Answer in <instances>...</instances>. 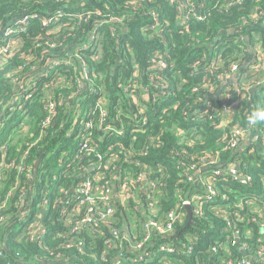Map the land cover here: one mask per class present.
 I'll list each match as a JSON object with an SVG mask.
<instances>
[{
	"label": "trees",
	"instance_id": "1",
	"mask_svg": "<svg viewBox=\"0 0 264 264\" xmlns=\"http://www.w3.org/2000/svg\"><path fill=\"white\" fill-rule=\"evenodd\" d=\"M110 17L119 20L109 22ZM182 19L188 20L185 25ZM10 28L13 32L6 35ZM18 36L20 46L0 55V206L5 204L0 211V264H116L118 257L120 264H131L130 249L143 238L144 222L171 210L180 212L183 221L176 223L172 236L164 239L155 233L153 240L172 238V264H225L230 257L236 263L247 257L249 264H264V258H255L264 248V228L251 221L264 204V157L244 160L253 178L249 183L222 175L215 180L220 195L246 201L243 220H236L243 233L251 230L241 236L246 251L231 244L221 230L225 218L207 201L184 228L188 208L182 203L194 193L205 195V185L185 176L192 153L222 152L224 159L233 158L223 151L232 124L224 127L220 120L190 116V105L212 98L207 84L222 88V76L239 61L241 68L250 49H264V0H0V46ZM160 60L165 64L156 66ZM256 75L263 78L264 69ZM159 85L172 94L161 95ZM244 93L247 98L240 101L233 123L264 132V123L250 125L247 120L252 110L264 106V86ZM209 100L214 106L219 103ZM139 107L147 124L141 122ZM101 109L113 128L103 137ZM21 122L24 132L30 126L31 131L16 138ZM88 122L93 127L86 128ZM115 127L125 133L117 134ZM90 132L101 139L97 150L106 154L103 163L112 155L120 157L113 163L123 168L120 183L143 170L160 183L155 213L149 211L148 192L141 189L137 200L116 198L106 224L80 223L88 203L77 184L94 178L98 170H88L97 157L86 156L82 149ZM122 147L134 149L142 169L123 161ZM183 149L188 155L177 157ZM250 196L257 198L256 204L247 203ZM33 225L41 228L31 239ZM110 228L119 232L112 247L106 243L114 237ZM189 233L197 238L190 239ZM213 246L216 253L210 251Z\"/></svg>",
	"mask_w": 264,
	"mask_h": 264
},
{
	"label": "built area",
	"instance_id": "2",
	"mask_svg": "<svg viewBox=\"0 0 264 264\" xmlns=\"http://www.w3.org/2000/svg\"><path fill=\"white\" fill-rule=\"evenodd\" d=\"M232 1V0H230ZM170 3L174 4L176 0H169ZM187 7V6H186ZM193 7L186 11V19H189L190 13ZM59 15L63 13L59 12ZM197 15V14H196ZM198 19H202L197 15ZM53 19V17H51ZM182 19L181 24L185 25L188 20ZM119 18L110 17L109 22L118 21ZM24 22V21H22ZM13 32V29H6V35ZM3 35V34H1ZM5 35V36H6ZM247 37V36H246ZM22 43L21 36H18L14 41H7L0 46V55H10V53L18 48ZM219 62V58L215 59ZM241 62L233 64L231 67V74L237 75L236 80L232 85L227 87L219 88L217 84L210 86L207 84V88L212 90V93L219 92L218 107L214 106L210 100L205 101L204 105L202 100H195L190 105V109L193 116L194 113L200 115L202 118L211 121H222L224 127L228 124H232L231 127V138L229 143L223 148V151H230L233 154V158L224 159L222 152L218 153H203L197 152L192 153L193 159L189 162L187 169L185 170V176L189 181H200L201 184L205 185V195L194 193L188 199H182V203L185 207H191L192 213L200 214L201 205L203 201H207L209 206L214 210L216 215L225 218L226 222L222 232L228 234L231 237V244L234 246H239L242 250L247 248V243L241 240V236H248L251 230L246 233L242 232V229L236 224V220L239 222L243 220L241 215V210L245 207V199L243 197H238L236 200H231L227 194L220 195L216 189L215 180L218 175L228 176L232 180L238 182L241 185L249 183L253 180L251 175L247 170V161L251 157L260 156L256 154L251 149L243 148L244 141L250 134H257L258 141L264 146V132H259V130L252 131L249 127L245 128L239 124H234V114L240 109V101L247 98L244 93L248 90H254L257 85L264 86V77L259 78L256 73L264 69V49L261 46H256L250 49L249 58L244 61L243 66L240 68ZM164 61L160 60L156 63V66L164 65ZM245 70H243L244 68ZM240 68V70H239ZM243 70V71H242ZM250 75H254L250 77ZM226 80L229 79V74H224L222 76ZM232 80V79H231ZM255 82V83H254ZM254 83V84H253ZM160 92L166 95L172 94V91L168 92L166 90V85H159ZM218 87V88H217ZM146 91V88H144ZM240 92V99L237 100L236 93ZM147 94H144L146 96ZM209 99V98H207ZM206 99V100H207ZM215 99V100H217ZM97 107H101L98 103ZM217 107V108H216ZM103 114V119L99 123V129L102 131V137L105 134L110 133L113 128L105 121V116L107 113L104 109H101ZM139 113L141 114L142 124H147V115L144 113L142 107H139ZM49 121V119L47 120ZM86 128L93 127L91 122L84 124ZM144 126V125H142ZM140 127V126H139ZM116 133L123 135L125 133L124 128H114ZM89 132V131H88ZM84 137V142L82 144V149L86 156L94 154L97 157L94 165L88 167V170H94L97 168L96 175L94 178L82 179L78 182L76 190L84 197V201L88 203V213L80 221L81 224H89L95 227H100L102 224H106L107 218L114 213L113 201L118 198L120 200L134 199L137 200L140 195L141 189L148 192V205L150 213H155L158 207V197L162 194L160 189V183L149 179V174L147 170L140 171L136 177H126L122 183L119 182V173L123 168L113 165L114 161H119L120 157L118 155H112L105 160V155L99 152L98 141L92 136L91 132L86 134ZM152 142L157 143V138L152 137ZM98 143V144H97ZM123 149V161L131 164L132 167H140L141 162L139 159L135 158L133 154L134 149ZM140 154H146L145 151L140 152ZM188 152L183 149L182 152L177 154V157L187 156ZM102 165H105L103 167ZM142 169V168H141ZM256 194L259 192H255ZM179 196L181 197V191L179 190ZM9 198V197H8ZM7 198V200H8ZM102 203L98 207V204ZM249 204H256L257 198L250 196ZM5 206V204L0 206V211ZM97 207V209H96ZM104 207V210L101 208ZM76 208H80V203L76 204ZM186 208V209H187ZM184 216L177 212L176 210H171L168 214L162 218H149L144 222V234L143 238L132 246L131 256L129 257L131 264L133 262H153L154 264H172L171 253L176 251L175 243L172 238L168 241L155 242L153 236L156 234L161 235L164 239L172 236L174 233V227L176 223L182 222ZM251 221L258 223L261 228H264V204L261 207L259 216H252ZM2 222V219L0 220ZM41 228V227H40ZM40 228L38 229L34 225L31 228L32 234L31 239H34L37 233H40ZM111 229V228H110ZM111 233L114 237H111L106 241L108 247H112L118 244L119 232L117 230L111 229ZM156 233V234H155ZM190 239L197 238L196 235L188 234ZM261 239V238H260ZM217 246L211 247L210 251H217ZM192 247L189 248L191 252ZM246 251V250H245ZM160 252V255L158 253ZM158 258V260H156ZM255 258H264V248H259L255 252ZM122 257H118L116 264H120ZM250 259L247 257L241 258L237 263L234 259L227 258L225 264H249Z\"/></svg>",
	"mask_w": 264,
	"mask_h": 264
},
{
	"label": "crops",
	"instance_id": "3",
	"mask_svg": "<svg viewBox=\"0 0 264 264\" xmlns=\"http://www.w3.org/2000/svg\"><path fill=\"white\" fill-rule=\"evenodd\" d=\"M229 79H225L223 78V87H227L229 85H232L231 84V81L234 82L237 78V75H233L231 74V72L229 73ZM232 79V80H231ZM161 91V90H160ZM219 96V92H215L212 94V98H209V99H217ZM146 98H149V94H147L145 96ZM209 99H207L206 101H208ZM243 148H247V149H251L253 152H255L256 154H259L261 157H264V146L262 145V143H260L258 141V137H257V134H250L246 140L244 141V144H243ZM188 212V211H187ZM188 216H189V213L187 215V221H188ZM192 216H193V213H192Z\"/></svg>",
	"mask_w": 264,
	"mask_h": 264
},
{
	"label": "clouds",
	"instance_id": "4",
	"mask_svg": "<svg viewBox=\"0 0 264 264\" xmlns=\"http://www.w3.org/2000/svg\"><path fill=\"white\" fill-rule=\"evenodd\" d=\"M247 120L250 125L264 123V106H257L254 110H252L249 113Z\"/></svg>",
	"mask_w": 264,
	"mask_h": 264
},
{
	"label": "rangeland",
	"instance_id": "5",
	"mask_svg": "<svg viewBox=\"0 0 264 264\" xmlns=\"http://www.w3.org/2000/svg\"><path fill=\"white\" fill-rule=\"evenodd\" d=\"M250 77H251V75H250ZM238 93V92H237ZM236 93V96L238 95ZM32 114H34V113H30V114H28L25 118H26V122H30L29 120L31 119V117H32ZM24 124H25V122H21L19 125H18V127H19V131L21 132H16L15 134H14V137H16V138H21V137H26V136H28V134H30V131H31V126H30V128L27 130V132H24L23 131V128H24Z\"/></svg>",
	"mask_w": 264,
	"mask_h": 264
},
{
	"label": "water",
	"instance_id": "6",
	"mask_svg": "<svg viewBox=\"0 0 264 264\" xmlns=\"http://www.w3.org/2000/svg\"><path fill=\"white\" fill-rule=\"evenodd\" d=\"M44 156H45V153H43V154L40 156V158H39V160H38V162H37V164H36V167H35V174H37V172H38V168H39V165H40V162H41V160L44 158ZM35 176H36V175H35ZM188 213H189L188 221H187L186 225L184 226V228L189 227V225L193 222V218H192V210H191V207H189V206H188Z\"/></svg>",
	"mask_w": 264,
	"mask_h": 264
}]
</instances>
